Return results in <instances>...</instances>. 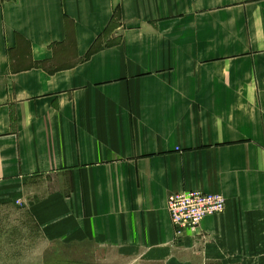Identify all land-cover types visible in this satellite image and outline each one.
Instances as JSON below:
<instances>
[{
	"label": "crops",
	"instance_id": "0c3cea01",
	"mask_svg": "<svg viewBox=\"0 0 264 264\" xmlns=\"http://www.w3.org/2000/svg\"><path fill=\"white\" fill-rule=\"evenodd\" d=\"M83 261L264 264V0H0V264Z\"/></svg>",
	"mask_w": 264,
	"mask_h": 264
},
{
	"label": "built area",
	"instance_id": "2783aa9c",
	"mask_svg": "<svg viewBox=\"0 0 264 264\" xmlns=\"http://www.w3.org/2000/svg\"><path fill=\"white\" fill-rule=\"evenodd\" d=\"M226 199L219 194L191 191L173 194L168 199V211L178 236L185 231L196 234L204 220L224 214Z\"/></svg>",
	"mask_w": 264,
	"mask_h": 264
},
{
	"label": "rangeland",
	"instance_id": "374dc122",
	"mask_svg": "<svg viewBox=\"0 0 264 264\" xmlns=\"http://www.w3.org/2000/svg\"><path fill=\"white\" fill-rule=\"evenodd\" d=\"M87 258V257H86ZM88 258H89V256H88ZM72 259H79L78 258V255H74V256H72ZM81 259H83V258H81ZM50 264H61V263H50ZM64 264H68V263H64ZM69 264H99V263H94V262H71V263H69Z\"/></svg>",
	"mask_w": 264,
	"mask_h": 264
}]
</instances>
